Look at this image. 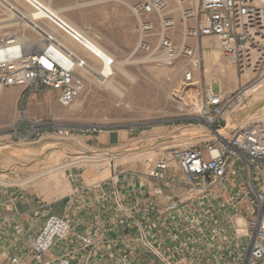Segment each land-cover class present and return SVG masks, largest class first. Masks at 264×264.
<instances>
[{"label":"built area","instance_id":"built-area-1","mask_svg":"<svg viewBox=\"0 0 264 264\" xmlns=\"http://www.w3.org/2000/svg\"><path fill=\"white\" fill-rule=\"evenodd\" d=\"M174 1L183 24L180 46L168 36L174 21L166 0H140L131 10L139 37L134 53H157L165 64L188 59L182 84L193 86L198 84L194 72L202 69L203 57L199 46L191 47L186 40L209 38L233 65L241 84L228 95L220 88L213 92L211 86L204 90L201 106L190 120L189 127L195 130L190 142L160 147L156 144L168 139L154 137L156 142L149 147L157 153L144 173H132L122 181L123 173L112 172L104 192L113 201L114 228L121 232L124 248L114 261L103 257L101 263L264 264V124L250 121L226 128V117L245 108L249 91L264 74V0H199L195 8L186 9L187 0ZM22 2L36 22H47L96 59L101 79L114 77L115 58L93 49L89 28L75 29L47 11L40 0ZM153 20L160 29L151 50L144 39L154 30ZM31 31L37 40L17 32L0 35V96L9 88L24 90L11 136L27 144L49 133L71 139L70 130L58 120L31 119L24 101L27 95L48 91L55 104L74 107L89 87L88 60L65 48L58 35L38 27ZM21 123L24 129H19ZM181 127L171 130L169 138L180 136ZM128 128L124 132L130 136L140 134L133 126ZM109 129L91 127L85 133H118ZM77 164L76 160L64 166ZM68 178L75 180L73 174ZM0 187L12 200L0 206V264H85L80 262L81 253L94 247L101 232L106 234L74 230L68 218L53 214L40 198L28 199L29 209L20 213L14 205V186ZM24 215L29 217L27 225Z\"/></svg>","mask_w":264,"mask_h":264},{"label":"rangeland","instance_id":"rangeland-1","mask_svg":"<svg viewBox=\"0 0 264 264\" xmlns=\"http://www.w3.org/2000/svg\"><path fill=\"white\" fill-rule=\"evenodd\" d=\"M7 1L23 14H28L29 9L21 0ZM42 1L52 9L59 11L60 15L77 29L89 28V35L97 44L108 53H112L111 50L117 53L118 57L115 56V62L134 79V82L115 71L114 77L110 79L111 86L115 89L112 91L100 85L89 74L86 79L90 85L88 84L87 91L76 102V105L66 108L59 107V112L48 115L44 114V109L51 105V101L49 102L40 95L37 99H32L30 95L26 96L24 109L31 119L36 121L58 120L68 131L70 130L69 134H72L73 142L61 140L52 133L29 144L11 137V127L16 118L14 98L8 100L7 104H1L0 176L3 177H0L2 179L0 183L4 185L15 184L34 190L40 184L51 182L52 185L55 183L60 186L61 191L58 195H62L65 192V185L67 187L66 176L68 178L69 175L74 174L67 170L65 176L62 166L71 163V159L72 161L77 160L78 169H86L84 175L90 180L95 177L96 170L103 169L104 174L108 175L109 164L119 165L125 161L132 162L133 164L130 163L129 166L133 169L144 171L146 163H149L148 161L152 158L155 159L157 153V150L149 147V144L156 140L154 137L162 136L168 139L169 132L177 129L178 125L186 126L185 132L188 134L195 133L189 124L201 106V96L205 89L211 86L213 92L217 93L220 88L224 94L228 95L235 92L241 84L233 65L218 52L212 39L186 40V44L191 47L199 46L200 55L203 57L202 69L194 72V82L198 84L188 87L182 84L183 72L187 67L188 59L179 57L170 64H165L157 53L153 56L140 52L134 53L133 48H136L139 42L137 21L134 18L135 28H133L128 17H131L133 5L140 0H101L92 5L84 4L95 0ZM197 1L187 0L185 8L194 6ZM166 2L167 10L171 11L174 21V26L168 36L178 48L182 41L183 24L179 11H175V1L166 0ZM131 19L134 23L132 17ZM154 22L156 27L148 38L144 39L151 50L156 46L160 29L159 23ZM39 26L51 30L52 33L55 32V29L47 22H41ZM22 29L25 30L22 31ZM14 32L22 33L33 41L37 40V35L31 29L20 24L0 5V35ZM56 35L72 46L70 40L62 37L58 32ZM71 48L75 51L78 49L77 52L88 60L89 68L99 69L98 62L88 53L74 44ZM256 86L261 87L251 92L245 108L236 112L232 117H226L227 121L255 109L252 113L238 119V125L250 121L264 122V74L259 85L253 87ZM129 126L136 128L140 134L130 136L124 132L129 129ZM91 127L118 131L116 133L119 136L118 143L114 145L116 147L112 146V141H108V136L111 134L85 133V130ZM234 127L235 125L231 128ZM24 128L25 124L21 123L19 129ZM25 133V130L20 131L22 135ZM179 137L182 139L184 136L180 135L177 138ZM102 139L104 141L106 139L104 147L112 148L111 150L94 149L101 146L98 141ZM140 140L145 141L140 142ZM160 147H165V145ZM134 148L140 149L134 151ZM91 151L95 153L92 154ZM111 151L114 152L113 155L110 154ZM88 152H91L89 155H92V158L84 157L83 154ZM166 155H169V152H166ZM110 156H114L113 160ZM118 170H120L119 167ZM62 208L61 203H56L52 207V213L60 215Z\"/></svg>","mask_w":264,"mask_h":264},{"label":"crops","instance_id":"crops-1","mask_svg":"<svg viewBox=\"0 0 264 264\" xmlns=\"http://www.w3.org/2000/svg\"><path fill=\"white\" fill-rule=\"evenodd\" d=\"M198 2L199 0L194 6L190 8H195L198 5ZM183 7L184 9H186L185 3H183ZM130 14L134 21L135 17L132 15V13ZM131 17H128L130 20L129 22L131 25H133V28H135V21L133 23ZM154 21L156 20H153V22ZM207 39L209 38H205L203 40H207ZM111 52L112 53L109 54L115 58L117 53L113 50H111ZM23 92L24 90L22 88H9L4 90L0 96L1 104H7L8 100L14 98V106L16 105L17 108L18 100L20 99ZM38 95H40L42 98H46L49 102L51 101L52 106L49 105L48 107H46L44 109V114L48 115L59 112L58 108L61 106L54 103L55 97L52 93L48 91H44ZM38 95H30V97L32 99H37ZM118 139L119 136L117 134H111V136H108V141H112L113 147H116L114 145H117ZM61 140L73 142L72 139L62 138ZM104 142H106V139L105 141L103 139L99 140L98 144L101 145L102 147L101 146H100L101 148L95 147L94 149L111 150L112 148L104 147ZM91 152L95 153L93 151ZM86 157L92 158L93 156L88 155ZM130 163L133 164L130 161L129 162L125 161L123 163H120L119 165L109 164L108 175H105L106 173L104 174L103 169L96 170L95 171L96 175L91 180L87 178V176L85 177L84 175L86 169L80 170L78 169L79 167L77 166L75 167L71 165L66 167L62 166V169L65 170L63 172L65 176L67 170H70V172L74 173L73 175L75 176V180L69 179L66 176L65 181L67 183V187L65 185V192L62 195H58L61 191L60 186L55 183L52 185L51 182L40 184V186H37V188L34 190H30L21 187L20 185L14 184L13 190L17 196L14 205L20 213H25L29 209V205L26 204L27 200L33 198H40L45 203L50 204V208L52 212L53 205L56 203H61L63 208L59 216H65L66 218H68L71 221L74 230H83L86 232L104 230L106 233L104 234V232H101L102 237L94 241V247L87 248L85 251L81 253L80 262L85 264L86 263L102 264L101 258L103 257H107V259L114 261L118 257L121 250L124 248V242L121 240L120 237L121 232L118 229L114 228L116 226L115 221L117 215L115 216L113 213L114 205H113V201L110 198V193H108L105 197L104 190L107 187V185H109L108 179L112 175V172L123 173L122 175L119 176L120 180L122 181H127L129 179L130 174L132 173L145 172V170L137 171L136 169H133L132 166H129ZM118 167L120 168V170H118ZM0 181H2V179H0ZM134 183H136V180L134 181ZM47 185L50 186L47 187ZM5 190L6 189L0 187V206L2 204L6 205L9 201L10 202L12 201L10 197H8V195H5ZM23 219L25 225L29 224L28 216L24 215Z\"/></svg>","mask_w":264,"mask_h":264},{"label":"bare ground","instance_id":"bare-ground-1","mask_svg":"<svg viewBox=\"0 0 264 264\" xmlns=\"http://www.w3.org/2000/svg\"><path fill=\"white\" fill-rule=\"evenodd\" d=\"M22 1V0H21ZM42 1V0H40ZM43 2V1H42ZM98 2H101V0H95L93 2H90V3H87V4H84V5H92V4H95V3H98ZM44 3V7L47 9V11H49L50 13H53L59 17H61L63 20H65L68 24H70L72 27H74L75 29H77L73 24H71L69 21H67V19H65L63 16L60 15L59 11L57 10H54L52 9L48 4H46L45 2ZM0 5L2 7H4L9 13H11L13 15V17L22 25H25L26 27H28L29 29L31 30H35L36 27L42 29V30H45V31H48L50 32L51 34H56V31L54 33H52L51 30H47V29H43L39 26V22H36L33 18V13H30L28 12V14H23L21 11H19L18 9H16L15 7H13L7 0H0ZM83 5V6H84ZM79 7V6H78ZM175 11H178V7L175 8ZM20 27V26H19ZM25 29H22V31H24ZM79 30V29H77ZM28 38V37H27ZM30 39V38H29ZM68 39V38H66ZM90 39L93 41V39L90 37ZM69 40V39H68ZM72 46L65 43L63 40H61V43L63 44V46L65 48H67L68 50L70 51H75L74 48H71L73 47V44L75 45V43H73L72 41H70ZM37 46H41L40 43H36ZM93 49L95 51H99V52H102V53H105L103 50L102 47H100L97 43H95V41H93ZM77 46V45H75ZM76 51H78V49H76ZM96 60V59H95ZM114 70L116 72H119L123 75H125L131 82H134V79H132L128 74L125 73V71L121 68H119V65L115 63L114 65ZM206 73V71H205ZM89 74L91 75V77H93V79L98 82L100 85H102L103 87L105 88H108V89H111L112 91H115V89L111 86V80H103L100 78V70L96 69V68H89ZM88 74V75H89ZM115 74V73H114ZM89 83V82H88ZM90 85V84H89ZM188 87V86H187ZM261 86H258V87H254L252 88L249 92H255L258 88H260ZM196 89V88H195ZM197 91V89H196ZM117 93V92H116ZM237 117L236 118H232L230 120L227 121V127L226 128H231L232 126H236L238 125L237 123ZM264 123V122H263ZM181 137H183L182 139L181 138H176V139H173V138H168V140L165 142H161L162 144L161 145H165V146H168L169 144H173L175 142H185L187 140H190V135L192 134H188L187 132H185L186 130V126H183L181 127ZM202 134H205V133H202ZM158 146H161L160 144H157ZM149 146H152L149 144ZM140 149V148H138ZM137 148L133 149V150H138ZM89 154H91V152H88V153H84L83 155H85L84 157L88 156ZM93 154V153H92ZM82 155V154H81ZM149 162V161H148ZM147 165L149 163H146Z\"/></svg>","mask_w":264,"mask_h":264},{"label":"water","instance_id":"water-1","mask_svg":"<svg viewBox=\"0 0 264 264\" xmlns=\"http://www.w3.org/2000/svg\"><path fill=\"white\" fill-rule=\"evenodd\" d=\"M254 110H255V109H252V110H250V111H248V112H246V113H244V114L238 116V117H237V120H238V119H241L242 117H244V116L247 115L248 113H252Z\"/></svg>","mask_w":264,"mask_h":264}]
</instances>
